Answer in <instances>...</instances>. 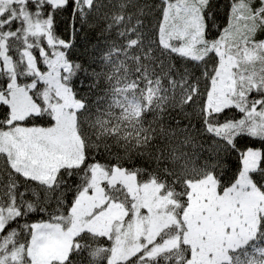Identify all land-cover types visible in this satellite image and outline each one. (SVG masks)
I'll return each instance as SVG.
<instances>
[{"label": "snow or ice", "instance_id": "obj_1", "mask_svg": "<svg viewBox=\"0 0 264 264\" xmlns=\"http://www.w3.org/2000/svg\"><path fill=\"white\" fill-rule=\"evenodd\" d=\"M0 264H264V0H0Z\"/></svg>", "mask_w": 264, "mask_h": 264}]
</instances>
